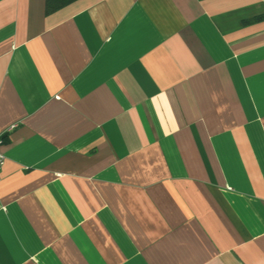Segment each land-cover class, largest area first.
<instances>
[{
    "label": "crops",
    "instance_id": "obj_1",
    "mask_svg": "<svg viewBox=\"0 0 264 264\" xmlns=\"http://www.w3.org/2000/svg\"><path fill=\"white\" fill-rule=\"evenodd\" d=\"M0 264H264V0H0Z\"/></svg>",
    "mask_w": 264,
    "mask_h": 264
},
{
    "label": "trees",
    "instance_id": "obj_2",
    "mask_svg": "<svg viewBox=\"0 0 264 264\" xmlns=\"http://www.w3.org/2000/svg\"><path fill=\"white\" fill-rule=\"evenodd\" d=\"M73 1L74 0H45V12L46 14H50Z\"/></svg>",
    "mask_w": 264,
    "mask_h": 264
},
{
    "label": "built area",
    "instance_id": "obj_3",
    "mask_svg": "<svg viewBox=\"0 0 264 264\" xmlns=\"http://www.w3.org/2000/svg\"><path fill=\"white\" fill-rule=\"evenodd\" d=\"M0 143H1V137H0ZM3 160H4V158H3V154H2V152L0 151V172H1L2 165H3Z\"/></svg>",
    "mask_w": 264,
    "mask_h": 264
}]
</instances>
